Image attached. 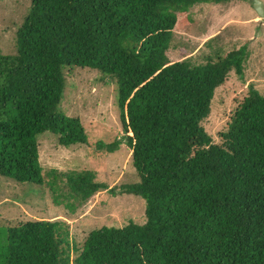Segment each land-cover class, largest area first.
Segmentation results:
<instances>
[{
    "label": "trees",
    "instance_id": "16d2710c",
    "mask_svg": "<svg viewBox=\"0 0 264 264\" xmlns=\"http://www.w3.org/2000/svg\"><path fill=\"white\" fill-rule=\"evenodd\" d=\"M229 1H30L15 52H0V175L44 181L71 213L107 188L91 170L43 173L37 144L44 131L65 147L87 143L59 105L65 70L96 69L116 79L123 131L96 148L131 149L139 181L119 191L145 199L146 220L91 230L81 247L60 219L7 223L0 264H264V94L248 87L220 143L202 125L228 73L243 78L247 47L198 64L166 55L192 6Z\"/></svg>",
    "mask_w": 264,
    "mask_h": 264
},
{
    "label": "rangeland",
    "instance_id": "374dc122",
    "mask_svg": "<svg viewBox=\"0 0 264 264\" xmlns=\"http://www.w3.org/2000/svg\"><path fill=\"white\" fill-rule=\"evenodd\" d=\"M31 0H0V52L16 50V30L26 15ZM255 0L225 3H200L192 6L184 20L175 26L170 61L190 57L204 63L208 56H224L246 46L248 57L243 78L232 70L214 91L210 114L202 121L214 143H220L233 111L245 97L250 85L264 94V17L254 7ZM263 4L264 0H258ZM179 20V16L177 17ZM66 86L59 110L78 117L87 135V143L68 147L58 143L57 135L44 131L37 136L39 163L43 173L51 168L60 172L91 170L107 188L96 192L74 213L53 202L52 192L41 184L16 182L0 175V229L7 223L28 219H60L68 225L70 241L82 246L87 234L101 226L122 227L129 222L143 224L146 201L143 197L120 193L124 184L139 181L132 164L131 149L124 143L114 152L98 150V142L108 143L122 137L116 106V79L102 76L88 67L65 70ZM115 188L112 193L108 189ZM77 253L72 252L71 257Z\"/></svg>",
    "mask_w": 264,
    "mask_h": 264
},
{
    "label": "water",
    "instance_id": "95a60500",
    "mask_svg": "<svg viewBox=\"0 0 264 264\" xmlns=\"http://www.w3.org/2000/svg\"><path fill=\"white\" fill-rule=\"evenodd\" d=\"M253 7H254L256 13L260 17H264V7H263V4L260 1L255 0L254 3H253Z\"/></svg>",
    "mask_w": 264,
    "mask_h": 264
}]
</instances>
